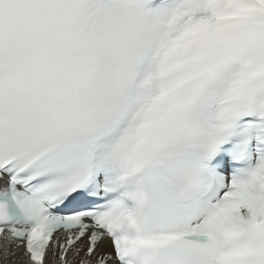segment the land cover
<instances>
[{
  "label": "snow or ice",
  "instance_id": "obj_1",
  "mask_svg": "<svg viewBox=\"0 0 264 264\" xmlns=\"http://www.w3.org/2000/svg\"><path fill=\"white\" fill-rule=\"evenodd\" d=\"M3 264H264V0H0Z\"/></svg>",
  "mask_w": 264,
  "mask_h": 264
},
{
  "label": "bare ground",
  "instance_id": "obj_2",
  "mask_svg": "<svg viewBox=\"0 0 264 264\" xmlns=\"http://www.w3.org/2000/svg\"><path fill=\"white\" fill-rule=\"evenodd\" d=\"M1 257H2V256H1ZM2 258H3V257H2ZM21 264H25V262L22 261Z\"/></svg>",
  "mask_w": 264,
  "mask_h": 264
}]
</instances>
